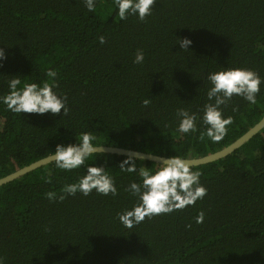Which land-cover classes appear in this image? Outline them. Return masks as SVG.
Here are the masks:
<instances>
[{
    "label": "trees",
    "instance_id": "obj_1",
    "mask_svg": "<svg viewBox=\"0 0 264 264\" xmlns=\"http://www.w3.org/2000/svg\"><path fill=\"white\" fill-rule=\"evenodd\" d=\"M178 37L192 40L189 49L179 48ZM0 48V96L11 75L40 83L53 68L69 108L18 114L0 103V178L52 154L57 143H75L82 131L98 144L197 158L264 116V0H156L143 21L121 20L114 0H98L94 12L83 0H0ZM138 48L143 64L132 62ZM233 67L260 75L257 102L234 95L221 106L232 124L219 142L202 135L199 122L197 133H179L175 110L202 114L208 73ZM126 156L94 153L86 162L115 178L116 196L77 192L49 201L47 192L59 194L84 174L54 161L1 185L5 264H264V128L228 156L193 166L207 188L203 200L132 228L118 220L136 202L126 188L138 177L119 168Z\"/></svg>",
    "mask_w": 264,
    "mask_h": 264
},
{
    "label": "clouds",
    "instance_id": "obj_2",
    "mask_svg": "<svg viewBox=\"0 0 264 264\" xmlns=\"http://www.w3.org/2000/svg\"><path fill=\"white\" fill-rule=\"evenodd\" d=\"M86 9L94 12L98 0H83ZM156 0H114L115 8L121 20L129 15H135L143 21L152 14V6ZM103 44L105 38L98 37ZM180 49H189L192 40L188 37H178ZM5 59V52L0 48V61ZM145 53L137 49L133 57V64H143ZM47 79L40 83L22 81L20 75H11L8 80V93L0 96L7 110L13 113H45L62 114L69 111L67 97L59 93L57 72L48 68L45 73ZM209 87L206 91L207 102L203 106L202 114L190 112L187 108L178 107L175 116L178 118L177 131L183 134L197 133L199 124L206 128L202 135H206L213 143L221 141L227 134L228 125L232 124V117L223 114L222 105H226L234 95L242 97L249 104L257 102V93L262 83L260 75L244 67L224 68L209 72L207 75ZM144 99V105L149 104ZM236 108L233 107V111ZM75 143H57L54 151L47 157L55 162V167L64 171H72L83 167L84 174L75 183L65 184L59 194L54 191L47 192L49 201L63 200L66 195H75L77 192L84 196L95 191L107 196L111 193L117 195L115 178L109 174L105 167L95 163H86L94 153L101 152L102 145L96 142V136L90 131H82L76 135ZM146 157L142 154L128 155L120 161L119 168L122 172L135 174L138 179L132 180L126 191L135 197L136 202L131 208L118 213L119 222L126 228L140 224L145 218H152L160 214H169L194 205L198 200H203L207 188L201 183V171L193 169L192 160L180 155H172L161 160H156L158 167L140 166L136 161H143ZM205 212L198 211L195 223L204 221ZM191 227V225H186ZM0 264H5L0 256Z\"/></svg>",
    "mask_w": 264,
    "mask_h": 264
},
{
    "label": "water",
    "instance_id": "obj_3",
    "mask_svg": "<svg viewBox=\"0 0 264 264\" xmlns=\"http://www.w3.org/2000/svg\"><path fill=\"white\" fill-rule=\"evenodd\" d=\"M263 128H264V116L261 118L260 121H258L254 126L248 129L242 136H240L238 139H236L231 144L223 147L222 149L218 151L207 154L205 156L197 157V158H189V159L192 160L193 166H196V165L206 164V163H210V162L219 160L221 158H224L228 156L229 154L233 153L238 148H240L244 143L248 142L253 136H255ZM101 147L103 150L99 153H110V154H119V155H135L136 153H139V154L144 155L146 157L145 159L152 160V161L167 158V156L156 155V154L147 153V152L134 150V149H128L124 147L109 146V145H102ZM48 156L43 157L35 162H32L31 164H28L22 168H19L18 170L0 178V186L6 183H9L10 181L15 180L33 171L34 169H37L40 166L53 162L47 159Z\"/></svg>",
    "mask_w": 264,
    "mask_h": 264
},
{
    "label": "bare ground",
    "instance_id": "obj_4",
    "mask_svg": "<svg viewBox=\"0 0 264 264\" xmlns=\"http://www.w3.org/2000/svg\"><path fill=\"white\" fill-rule=\"evenodd\" d=\"M260 132V131H259ZM254 137V136H253Z\"/></svg>",
    "mask_w": 264,
    "mask_h": 264
}]
</instances>
